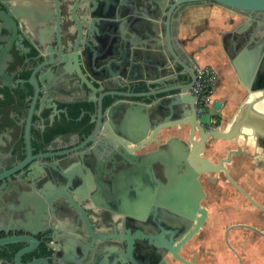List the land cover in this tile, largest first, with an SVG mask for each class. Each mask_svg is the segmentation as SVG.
Masks as SVG:
<instances>
[{
	"label": "flooded vegetation",
	"instance_id": "af4514ba",
	"mask_svg": "<svg viewBox=\"0 0 264 264\" xmlns=\"http://www.w3.org/2000/svg\"><path fill=\"white\" fill-rule=\"evenodd\" d=\"M76 4L79 22L72 14ZM37 7L52 9L53 19L28 20L29 10ZM83 7L85 0H0V264H102L104 248H128L124 236L157 235L160 226H164V239L169 242L174 236L173 247H177L201 216L197 205L208 216L181 245L182 258L191 264H216L214 252L204 248L215 247L205 233L210 234L206 225L212 215H218L250 224L233 229L241 231L245 243L256 236L252 253L240 255L231 248L238 264H264V139L258 145L250 143L251 134L244 132L238 141L211 138L206 143L201 155L216 165L231 152L239 153L232 154V162L225 163L224 169L199 173V187L195 185L189 200L193 212H176L164 205V213L132 218L108 213L99 203L96 192L102 187L114 197L112 186L125 169L113 167L114 160L105 163L111 151L104 155L103 136L96 133L100 100L106 110L117 100L114 92L151 93L163 90L164 84H133L121 90L114 79L102 80L99 65L92 72L87 58L97 50L89 47L95 42L82 24ZM257 17L264 36V13ZM46 29L42 37L41 30ZM182 71L177 68L178 74ZM180 80L188 84L191 78L184 74ZM257 110L264 113V103ZM224 118L225 113L222 122ZM176 134L188 140V134ZM191 167L178 166L176 174L184 176ZM154 172L168 187L173 173L165 166L163 172L160 165H155ZM26 216L40 217L35 233L23 229ZM134 248L138 264L163 260L164 264H186L166 250L154 251L160 247L147 238L136 239Z\"/></svg>",
	"mask_w": 264,
	"mask_h": 264
},
{
	"label": "water",
	"instance_id": "95a60500",
	"mask_svg": "<svg viewBox=\"0 0 264 264\" xmlns=\"http://www.w3.org/2000/svg\"><path fill=\"white\" fill-rule=\"evenodd\" d=\"M85 3L82 24L88 29L87 36L95 42L89 43V47L97 50L95 54H88L90 70L95 71L96 65H99L102 80L107 82L114 79L121 90L133 84H164L163 90L151 93L114 92L117 100L106 110L100 100L96 133L103 136L104 155L111 151L105 163L109 165L114 160L111 161L113 167L125 169L119 172L112 186L114 197L101 187L95 194L96 198L108 213L132 218H141L150 213L156 216L160 210L164 213V205L176 212H193L195 208L189 200L195 194V185L199 187V173L218 172L224 169L225 163L232 162V154L239 153L231 152L227 159L216 165L201 155L206 143L211 138L216 141H238L244 128L264 134V113L256 108L264 101V93H250L248 102L240 106L225 128L224 121H221L223 102L217 100L213 108L198 109L197 97L191 93L196 81L193 65L197 62L194 54L184 48L187 41H176L174 16L200 4H217L232 13L245 14L247 22L243 32H238L236 40L243 49L228 56L242 83L250 86L255 82L256 88L264 90V36L260 32L262 24L255 18V14L264 13V0H85ZM142 5H147L152 13L146 21H141L137 16L136 8ZM78 9L80 7L76 4L72 12L76 22H79ZM56 13L59 24L61 14L58 7ZM164 13L166 18L159 23V15ZM53 15L52 9L48 11L45 7H37L29 10L28 20L45 23L50 22ZM41 31L44 37L47 29ZM177 68H182L183 74H178ZM184 74L190 76V83H181L180 77ZM216 118L218 120L214 124ZM171 130L188 134V140L171 136L162 142L161 137ZM155 146L154 150H150ZM155 165L162 166L163 172L165 166L170 175L173 173L168 187L164 188V183L156 178ZM182 165L192 167L184 176H178L175 168ZM174 173L177 176L174 177ZM183 197L186 199L181 200ZM26 204L29 203L26 201ZM196 209L201 216L196 219L194 229L183 236L177 247H173L174 236H170L169 242L164 239V226H160L161 233L157 235L137 232L134 236H124L128 248H104L105 256L101 263L138 264L133 255L136 249L134 243L143 237L150 244L160 247L152 248L154 251L166 250L174 258L191 264L179 252L181 245L190 240L207 219L205 209L199 208V205ZM82 213L87 215L84 210ZM40 223L39 216H26L23 229L35 233ZM114 253L119 254L110 263ZM161 264H164V260Z\"/></svg>",
	"mask_w": 264,
	"mask_h": 264
},
{
	"label": "crops",
	"instance_id": "0c3cea01",
	"mask_svg": "<svg viewBox=\"0 0 264 264\" xmlns=\"http://www.w3.org/2000/svg\"><path fill=\"white\" fill-rule=\"evenodd\" d=\"M136 12L141 21L150 19L152 15L147 5L137 7ZM165 14L159 15V23L165 20ZM257 15L255 14L256 19ZM246 19L245 14L232 13L217 4H200L174 16L173 30L177 34L176 41H187L184 48L194 54L197 64L211 67L218 75L215 98L226 105V113L229 108L236 110L246 104L250 93H264L260 87L256 88L255 82L250 86L241 82L228 56L243 49L236 40L238 32H243ZM141 37L140 34V39ZM171 136L178 135L176 131L171 130L164 135L163 141ZM155 148L156 146L150 150Z\"/></svg>",
	"mask_w": 264,
	"mask_h": 264
},
{
	"label": "rangeland",
	"instance_id": "374dc122",
	"mask_svg": "<svg viewBox=\"0 0 264 264\" xmlns=\"http://www.w3.org/2000/svg\"><path fill=\"white\" fill-rule=\"evenodd\" d=\"M216 88L217 85L215 86L214 91L212 93V97L214 101H216L215 98ZM213 106L210 108H213ZM224 108H225V112L222 110L223 115L225 113V118H224L225 123L223 125V128L226 127L227 122L232 119V117L235 115V112H237L238 109L237 108L236 110H231L229 108V110H227L228 113H226V105L224 106ZM256 136L259 141L264 139V136L262 137V135H259L257 133ZM250 143L256 144L255 141L252 140H250ZM211 218L212 220H210L206 225V229L207 231H210V234L206 232L205 237L206 240H210V243L215 247L204 248V250L207 252L208 251L214 252L216 264H238L237 260L234 258V254L231 253V248L236 249L240 255L242 254L247 255L256 250V245H257V241L255 240L256 236H252L250 240H248L249 242H247L248 244H252L254 246L253 248H251L249 245H247V243L244 242L245 238L241 237L242 235L241 231L233 230L234 228L239 227L241 225H250L248 222L242 221L240 218L219 219L218 215L216 217L212 215Z\"/></svg>",
	"mask_w": 264,
	"mask_h": 264
},
{
	"label": "built area",
	"instance_id": "2783aa9c",
	"mask_svg": "<svg viewBox=\"0 0 264 264\" xmlns=\"http://www.w3.org/2000/svg\"><path fill=\"white\" fill-rule=\"evenodd\" d=\"M196 81L191 93L197 97L198 109L210 108L216 101L212 93L218 83V75L208 66L196 65Z\"/></svg>",
	"mask_w": 264,
	"mask_h": 264
},
{
	"label": "bare ground",
	"instance_id": "6f19581e",
	"mask_svg": "<svg viewBox=\"0 0 264 264\" xmlns=\"http://www.w3.org/2000/svg\"><path fill=\"white\" fill-rule=\"evenodd\" d=\"M262 103H264V101H262L259 105H261ZM259 105H258V106H259ZM256 108H257V107H256ZM244 132L252 135L251 139L249 138V139H247V140L255 141V142L257 143V145H258L259 140H258V138H257V136H256V132H255V131H253V130H251V129H248V128H244V129L242 130V135H241V137L244 136ZM253 136H256V138H254ZM260 142H262V141H260Z\"/></svg>",
	"mask_w": 264,
	"mask_h": 264
}]
</instances>
